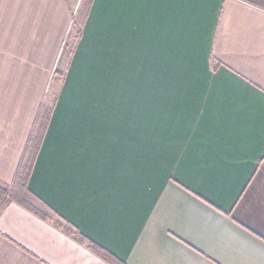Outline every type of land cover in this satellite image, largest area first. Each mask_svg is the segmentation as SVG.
Returning a JSON list of instances; mask_svg holds the SVG:
<instances>
[{
	"label": "crops",
	"instance_id": "0c3cea01",
	"mask_svg": "<svg viewBox=\"0 0 264 264\" xmlns=\"http://www.w3.org/2000/svg\"><path fill=\"white\" fill-rule=\"evenodd\" d=\"M23 164L0 264H264V0H0Z\"/></svg>",
	"mask_w": 264,
	"mask_h": 264
},
{
	"label": "trees",
	"instance_id": "16d2710c",
	"mask_svg": "<svg viewBox=\"0 0 264 264\" xmlns=\"http://www.w3.org/2000/svg\"><path fill=\"white\" fill-rule=\"evenodd\" d=\"M34 143H31V145ZM30 145V146H31ZM33 148V146H32ZM29 176V170L28 167H26L24 164L19 168V171L17 173L14 186L13 188L10 189V192L7 193V191H4L0 188V212L4 208V206L11 200H17L21 202L27 201V193L25 191L26 185H27V180ZM5 195H8L7 198L5 199ZM35 213L39 214L37 210H34ZM53 224L62 227L66 232L68 233H73V229L70 225L67 223H64L63 225L59 224V221L55 218L53 220ZM81 239V238H79ZM89 247H91L92 250H94L97 254H99L102 258L107 259L109 262L113 264H121L117 260H115L111 255H109L106 251L103 249L89 243Z\"/></svg>",
	"mask_w": 264,
	"mask_h": 264
}]
</instances>
